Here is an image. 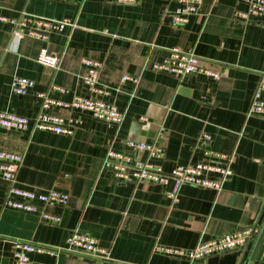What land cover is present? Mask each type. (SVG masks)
Listing matches in <instances>:
<instances>
[{
  "label": "crops",
  "instance_id": "obj_1",
  "mask_svg": "<svg viewBox=\"0 0 264 264\" xmlns=\"http://www.w3.org/2000/svg\"><path fill=\"white\" fill-rule=\"evenodd\" d=\"M178 0H0V15L25 12L69 19L76 26L43 37L12 36L0 21V110L35 117L37 92L70 100L87 94L82 82L84 59L101 63L98 82L106 99L124 113L119 125L62 107L53 113L77 117L68 136L48 130L0 128V150L19 153L15 175L22 188L68 194L65 205L37 201L35 211L5 205L8 181L0 176V264H13V241L65 247L69 232L93 237L109 258L61 251L31 252L34 264H264V235L243 249L189 260L162 247L189 249L200 241L253 224L264 225V116L247 115L250 99L264 70V17L244 22L234 16L241 0H202L199 11L182 25L170 15ZM172 47L193 51L217 77L188 74L182 78L153 71ZM41 48L58 56L55 68L36 61ZM124 75L136 83L122 80ZM14 76L34 81L23 95L11 91ZM60 86L63 90H55ZM206 133L209 139H202ZM127 140L156 143L157 159L168 172L176 164L203 161L213 153L231 157L232 175L216 191L182 185L174 202L171 183L121 182L103 161L107 149L146 157ZM57 214L47 223L40 211Z\"/></svg>",
  "mask_w": 264,
  "mask_h": 264
},
{
  "label": "built area",
  "instance_id": "obj_2",
  "mask_svg": "<svg viewBox=\"0 0 264 264\" xmlns=\"http://www.w3.org/2000/svg\"><path fill=\"white\" fill-rule=\"evenodd\" d=\"M121 4H134L138 0H114ZM202 0H178V5L170 15L173 25L184 24L191 15L199 11ZM245 4L242 10H236L234 16L241 21L247 22L252 18L264 17V0H241ZM0 21H6L12 25V36L20 38L24 33L43 37L48 33L62 31L66 27H75L76 24L69 19L45 18L22 12L16 17L0 15ZM58 56L50 53L46 48H41L36 56V61L42 65L55 68L58 65ZM86 72L82 76V82L86 87L87 94L74 96L70 100L52 98L47 92H37L41 99V108L33 118L18 115L12 112L0 110V128L8 131L48 130L58 134L71 136L75 132L77 117L64 118L52 111L54 108L62 107L69 110H76L86 113L91 117L119 125L124 120V113L118 107L106 99L109 94L105 87L99 85V61L84 59ZM153 71L174 74L180 78L188 74H203L207 77L216 78L217 72L204 67L200 57L193 51H185L177 47L168 50V54L160 61L151 63ZM122 80H129L136 83L137 79L124 75ZM34 81L25 77L14 76L10 82L11 91L23 95ZM55 90H63L60 86H54ZM247 115L264 116V70L260 72L257 87L250 99ZM202 139H209V135L203 133ZM129 149L136 152L146 153V157L132 158L130 154L115 151L108 148L104 157V165L111 166L115 176L121 182H148L161 185L171 183L169 194L173 201H177L178 192L182 185L210 188L216 191L222 189L225 181L232 175L231 157L225 154L213 153L207 159L190 164H176L168 172L163 170L157 160L163 155V149L156 143H147L135 140H127ZM22 155L10 151L0 150V176L8 181L9 187L5 199V205L25 211H35V201L43 204L65 205L68 201V194L59 189L53 188L47 191L22 188L16 185L15 175ZM40 218L52 224L60 222L61 217L57 214L40 211ZM258 234L264 235L258 218L256 221L241 229L227 231L224 234L208 240L200 241L194 247L182 249L177 247H162V251L173 257H186L189 260H196L209 255L222 253L234 249L247 247ZM13 264H34L30 259L31 252L48 253L56 255L61 251L78 252L88 256L96 254L109 258V251L99 247L97 241L74 229L69 232L65 247H50L47 245L34 244L28 241H13Z\"/></svg>",
  "mask_w": 264,
  "mask_h": 264
},
{
  "label": "water",
  "instance_id": "obj_3",
  "mask_svg": "<svg viewBox=\"0 0 264 264\" xmlns=\"http://www.w3.org/2000/svg\"><path fill=\"white\" fill-rule=\"evenodd\" d=\"M260 235H262V234H260Z\"/></svg>",
  "mask_w": 264,
  "mask_h": 264
}]
</instances>
